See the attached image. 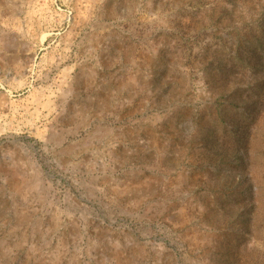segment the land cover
<instances>
[{"label": "rangeland", "instance_id": "374dc122", "mask_svg": "<svg viewBox=\"0 0 264 264\" xmlns=\"http://www.w3.org/2000/svg\"><path fill=\"white\" fill-rule=\"evenodd\" d=\"M0 264H264V0H0Z\"/></svg>", "mask_w": 264, "mask_h": 264}, {"label": "trees", "instance_id": "16d2710c", "mask_svg": "<svg viewBox=\"0 0 264 264\" xmlns=\"http://www.w3.org/2000/svg\"><path fill=\"white\" fill-rule=\"evenodd\" d=\"M260 85H261V83H260ZM261 88V87H260ZM258 104V102L257 101H253V104ZM242 144H244V139H243V141H242ZM239 158H243L242 156L241 157H239Z\"/></svg>", "mask_w": 264, "mask_h": 264}]
</instances>
